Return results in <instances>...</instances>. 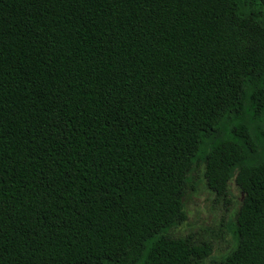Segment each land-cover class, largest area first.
Segmentation results:
<instances>
[{"label":"trees","instance_id":"1","mask_svg":"<svg viewBox=\"0 0 264 264\" xmlns=\"http://www.w3.org/2000/svg\"><path fill=\"white\" fill-rule=\"evenodd\" d=\"M208 262L264 264V0H0V264Z\"/></svg>","mask_w":264,"mask_h":264},{"label":"rangeland","instance_id":"2","mask_svg":"<svg viewBox=\"0 0 264 264\" xmlns=\"http://www.w3.org/2000/svg\"><path fill=\"white\" fill-rule=\"evenodd\" d=\"M204 164L193 171L185 196L188 219L174 229L175 235L193 233L214 242L213 256L220 257L236 242L231 225L240 208L243 193L233 179L230 194L220 196L212 191L204 179ZM210 264V262H208Z\"/></svg>","mask_w":264,"mask_h":264}]
</instances>
